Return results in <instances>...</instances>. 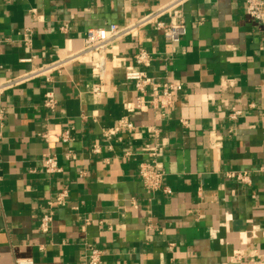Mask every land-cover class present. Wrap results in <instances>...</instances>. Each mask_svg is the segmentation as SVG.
<instances>
[{
	"label": "crops",
	"instance_id": "0c3cea01",
	"mask_svg": "<svg viewBox=\"0 0 264 264\" xmlns=\"http://www.w3.org/2000/svg\"><path fill=\"white\" fill-rule=\"evenodd\" d=\"M168 1L0 0V82L80 50L89 29L124 26ZM184 14L179 43L146 27L115 44L109 74L75 63L0 94V264H83L89 244L102 264H264V178L229 177L264 163V25L244 0H191ZM138 48L150 65H136ZM131 68L179 85L172 107H154L149 86L136 110ZM124 118L135 129L107 139L103 131ZM45 131L72 140L50 147ZM153 148L165 167L156 193L139 175ZM47 154L61 172L45 171ZM62 191L67 205L42 233Z\"/></svg>",
	"mask_w": 264,
	"mask_h": 264
},
{
	"label": "built area",
	"instance_id": "2783aa9c",
	"mask_svg": "<svg viewBox=\"0 0 264 264\" xmlns=\"http://www.w3.org/2000/svg\"><path fill=\"white\" fill-rule=\"evenodd\" d=\"M191 0H170L164 5L146 13L138 19L127 23L124 26L116 24L110 25L109 28H92L89 29L84 38L83 47L75 52L69 53L57 60L34 66L32 69L21 73L15 77L0 82V94L10 89L25 85L40 78H46L51 81L53 74L62 73L67 67L75 63H87L92 66L93 71L109 74V65L114 59L110 60L108 53L115 44L125 38L135 37L140 30L146 27H153L157 31L162 32L164 37L171 43H179L187 33L184 7ZM244 8L246 14L253 20L264 25V1L263 0H244ZM168 18V20H167ZM133 60L138 66H148L152 63V55L144 48H138L133 55ZM26 59L24 62H31ZM125 79L134 83L136 92L138 93L135 109L141 110L147 104L145 97L147 95V87L152 86L154 96L151 104L158 107L162 111H167L173 105L174 93L178 90L179 85L174 83H166L163 86L155 84L153 79L148 77L144 71L138 69H127ZM159 88L163 94L159 99L155 98ZM101 85H96L94 93L99 95ZM44 106L51 112H55L57 108V99L53 95H47L44 100ZM240 112L234 111L231 114L232 119H236ZM0 114V120H2ZM135 129L132 122L127 118L119 121V123L111 128L103 131V135L107 139L120 138L123 130L133 131ZM41 137L51 147L56 142H69L72 140L69 131L57 134L54 131H45ZM92 152L101 153L100 146H94ZM126 153L125 156H130ZM152 159L142 162L139 167V175L146 190L152 193L165 191L163 187V179L165 176V167L159 160L160 149H151ZM70 156V155H69ZM45 171L48 174H55L62 171L58 158L55 154H47L44 158ZM259 174L264 178V163L255 167L252 171H240L229 177H234L238 182L250 184L252 175ZM69 194L67 191L58 193L55 198L49 201L48 211L42 216L39 229L42 233H48L51 230L56 207L67 205ZM89 224V222L87 221ZM87 255L83 264H102L103 251L92 244L87 245ZM20 263V262H19Z\"/></svg>",
	"mask_w": 264,
	"mask_h": 264
}]
</instances>
